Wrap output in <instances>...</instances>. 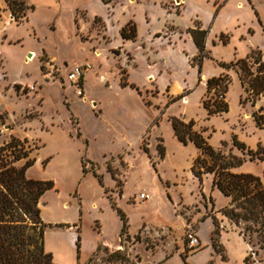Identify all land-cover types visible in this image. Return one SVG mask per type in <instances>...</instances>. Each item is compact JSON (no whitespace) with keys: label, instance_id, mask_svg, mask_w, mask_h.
<instances>
[{"label":"rangeland","instance_id":"rangeland-1","mask_svg":"<svg viewBox=\"0 0 264 264\" xmlns=\"http://www.w3.org/2000/svg\"><path fill=\"white\" fill-rule=\"evenodd\" d=\"M19 1L34 6V11L28 10L20 22L15 18L19 13L14 16L5 0H0V165L30 151L28 158L13 165L20 168L35 159L28 176L53 182V189L44 194L40 204L43 221L52 226L46 228L49 238L57 229H65L59 223L73 220H77V226L81 224L88 242L93 238L92 229L98 232L100 225L109 235L116 234L120 218L109 206L114 203L126 214L129 228L120 234L115 248L100 246L92 257L93 264H192L195 256L194 264H204L207 257L198 255L204 247L198 251L183 247L191 230L199 236L203 230V238L213 247L212 258L206 264H264V227L225 216L231 199L213 187V175H204L202 181L194 175L192 167L200 150L191 142H179L172 127L173 118L194 121L195 130L202 132L214 149L245 160L235 172L251 173L264 184V68L260 70L258 63L259 58L264 62V51L251 50L248 55L253 53V59L242 68L221 66L230 64L250 46L264 45L249 10L242 13L241 20L255 28L256 34L249 43H242L238 52L230 45L213 46L215 35L224 30L234 32L228 12L215 28L208 45L210 53L201 67L198 56L190 60L189 67L185 58L181 61L173 51L163 50L171 63L157 57L153 60L154 76L144 87L122 88L123 82L131 84L135 58L130 52L108 50L106 46L110 39L113 48L122 45L118 10L124 0H116L114 15L99 0H65L61 8L41 0L31 4ZM158 1L174 12L184 11L183 0ZM211 4L190 0L186 16L173 19V13L167 14L147 0L133 11L141 25V36L146 37L148 31L141 22L146 12L152 18L153 30L172 20L184 28L195 14L208 21ZM77 9L81 10L80 25L75 24ZM95 15L111 17L110 39L105 33L106 23L94 20ZM180 33L184 34L168 25L158 35L155 47L162 43L174 49L176 45L183 47L185 36ZM187 53H193V49L188 48ZM85 64L91 69L86 71L84 95L79 97L67 76L74 66ZM147 71L140 65L134 79L143 78ZM161 75L167 87H158ZM220 76L230 79L225 94L229 111L209 115L204 101L214 100L215 95L214 91L207 93V81ZM13 137L22 143L2 152ZM235 137L246 146L245 150L234 146ZM80 159L88 171L86 175ZM94 173L102 176L104 187ZM142 193L150 199L142 200ZM94 202L100 204L103 213L100 223L93 224V214L89 213ZM207 222L214 226L211 233ZM244 241L248 251L242 258L241 246L236 242Z\"/></svg>","mask_w":264,"mask_h":264},{"label":"trees","instance_id":"trees-1","mask_svg":"<svg viewBox=\"0 0 264 264\" xmlns=\"http://www.w3.org/2000/svg\"><path fill=\"white\" fill-rule=\"evenodd\" d=\"M12 14L17 21L26 18L28 10L34 11V6H25L19 0H5ZM98 20V19H97ZM188 33L193 37L199 50L198 64L201 67L203 60L208 56L206 51V39L208 30H204L197 23L194 28H190ZM124 39L135 40L137 29L135 24L129 23L121 32ZM221 42L226 45L228 39L221 37ZM253 53L244 59H239L230 64L221 63L224 68L246 66ZM260 70L264 68V62H260ZM230 79L228 76L214 77L207 81V93L214 91V100H205L204 108L209 115H219L229 111V104L225 100L228 92ZM129 85L123 82L122 88ZM17 90L21 88L16 85ZM172 127L175 136L184 145L193 143L199 150L200 155L194 161L192 171L194 175L202 181L206 174L213 175V187L219 189L226 197L231 199V208L226 209L224 214L231 220L244 219L254 223H260L264 227V184L261 179L251 173H236L235 170L245 163L243 158L235 155H226L222 151L214 149L209 145L202 132L195 130V122L188 123L181 119L173 118ZM26 142V141H25ZM24 142V143H25ZM21 140L13 137L1 151H10L21 144ZM234 146L240 150H245L246 146L234 138ZM30 151L16 155L14 161L28 158ZM5 160L0 165V264H56L53 255L45 250L44 236L47 225L42 219L40 207L42 197L53 189L51 181H42L30 178L28 170L35 164L36 160H28L22 167L13 165V162ZM82 172L87 174V169L81 160ZM108 170L114 179L116 175L111 166ZM102 187V176L94 173ZM112 207L118 212L123 223L121 234H125L129 228L126 214L116 204ZM60 225L59 227H62ZM58 227V226H55ZM80 237L77 241V249L80 251Z\"/></svg>","mask_w":264,"mask_h":264},{"label":"crops","instance_id":"crops-1","mask_svg":"<svg viewBox=\"0 0 264 264\" xmlns=\"http://www.w3.org/2000/svg\"><path fill=\"white\" fill-rule=\"evenodd\" d=\"M28 1L31 4L33 0H28ZM41 1L44 4L53 6L54 8H61V5L65 0H41ZM99 1H101L102 4L106 5L108 10H112V11H109V14L111 13L112 15H114L116 13L115 11L113 12V10L116 8V4H115L116 0H99ZM142 1L143 0H134V1L124 0V2L121 3L120 8L118 10L120 17H121V21L119 22V25H118V32H119V35L122 41L121 43L122 45L118 46V48H113L112 45H110L111 39L108 35V26L110 23L109 19L111 17L109 16L107 18H104L102 16L95 15L93 18L94 20L102 19L106 23L105 33L108 35L110 39L109 44L106 46L108 50L121 49L122 51H126L127 53L130 52L133 54L135 61H136V66L133 67V69L130 71V82H131L130 85H133L135 88L136 86L144 87L146 85L147 79L151 76H154V68H155V64L153 62L154 59L158 57L159 61H162V62L166 61L168 63H171L169 58H167L162 53L163 50L173 51L178 56L179 60H181V58H185L186 66H189V67L192 66L190 65L189 62L191 59L199 55V50L194 42L193 37L188 33V30L190 28H194L197 23L200 25L202 29L208 30L209 32L207 39H206L207 54L210 53L208 45L210 43V40L213 38V34L216 33L215 28H217V26L228 15V12H231L229 16H230V20L232 23L231 25L234 27V32H236L238 29L239 30L243 29V30L239 31V33L236 36L234 35L236 33H234L233 31H229V30L221 31L219 35L218 34L215 35V39H213V46H218V44H222L223 46L230 45L234 47V51L238 52L240 48H242L241 46L242 43L246 44L251 41V39L256 34L255 28H253L250 25H247L243 20H241L242 13L243 12L246 13L248 10L253 15V18L255 19V21L257 22L258 31H260L262 36L264 37V0H205L206 3H210V2L212 3L211 11H210V19L208 21H205L201 18L199 14H195L190 18V24L184 28H181L178 25L177 26L174 25L175 21L172 20L171 23L167 22L163 28L153 30L152 29V26H153L152 18L149 16V12H146L141 21L142 24L145 25V28H147V31H148V34L146 35V37L141 36V33H140L141 25L140 23L137 22L136 17L134 15V11H133V7L139 5ZM147 1L154 2V4H158L161 8H164L167 11V14L173 13V15H171V18L173 19L174 16L177 18L186 16L187 8H188L187 6L190 0H183L184 11L182 13L181 12L178 13V11L174 12V9L172 7H168L166 4L158 0H147ZM176 2L179 3V2H182V0H176ZM76 11L77 12L75 16V24H79V18H81L80 17L81 10L77 9ZM84 12H86L87 14V11L84 10ZM87 17H88V14H87ZM129 23H133L136 26L137 37L135 40L124 39L121 35L122 30ZM168 25H173L176 28H178V30L184 32V34L180 33V35L185 36L183 40L184 41L183 47H180V45H176L178 48L174 49L172 48V46H165L164 43H162L158 47H155L157 44L156 39L158 35L161 32L165 31ZM222 36H224L225 39H228V43L226 45H224L220 40ZM231 39H234V40L231 41ZM127 46H132V49L131 50L126 49ZM135 48H139V49L136 51ZM188 48L193 49V53L191 54L187 53ZM251 50L264 51V45L250 46V48L244 54L242 55L238 54V56L235 57L234 60L236 61L239 59L246 58V56L250 53ZM140 65L144 66L148 71L144 72L143 78L137 80V79H134V76L136 73H138V69H140ZM158 78H159L157 81L158 87L160 88L167 87L166 79L163 77V75H161ZM17 85H20V84H17ZM191 87L188 86V89H190ZM80 162H81V159H80ZM64 206L66 207V204H64ZM109 206H111L112 208L111 203H109ZM81 208L82 210H84L83 205H81ZM86 211H89V210L86 209ZM90 211H89L90 212L89 214L92 213L93 219H94L92 223L93 224L95 222L100 223V220L98 219H100V214L103 213V209L102 207H100V204L94 202L91 206ZM207 223H208V231L209 233H211L212 230L214 229V226L210 222H207ZM227 223L229 222L227 221ZM59 224L63 225L65 229H57L53 233L52 238H49V233L47 232H45V236H44L45 250L48 253H51L53 255L54 262L56 264H93L94 260L92 257L95 253H97L100 246H104L107 248H115L117 246L118 244L117 240L120 237L122 226H123V223L120 218L119 226H118V230L116 234L109 235L103 229V226L99 224L100 231L96 232L94 229H92L93 238H92V241L88 242L86 238L83 237L81 224L78 223L79 225L77 226V220H73L71 222H66V223H59ZM77 228H79L80 230L79 233L77 232ZM92 228H93V225H92ZM202 233H203V230L200 231V236L198 234L200 241H201V246L196 251L204 247V251H202L198 255L203 254V256L207 257L204 263L206 264L208 259L212 258V252L214 250L210 242L207 239L203 238ZM130 235L132 236L131 233ZM79 237L81 239V242H80V251L78 252L77 241ZM236 243L238 245L240 244L242 258H245L247 251H248L247 243L245 241L236 242ZM224 245L226 247V242H224ZM184 246H185V243L183 247ZM227 252H228V249H227ZM193 259H192V264H194Z\"/></svg>","mask_w":264,"mask_h":264},{"label":"built area","instance_id":"built-area-1","mask_svg":"<svg viewBox=\"0 0 264 264\" xmlns=\"http://www.w3.org/2000/svg\"><path fill=\"white\" fill-rule=\"evenodd\" d=\"M89 69H91V65L85 64L83 66L82 65L74 66L68 72V76H67L68 80L71 84H73L76 87L75 92L79 97H82L84 95L82 84L85 78L86 71H88ZM140 198L144 201L149 200L150 195L146 193H142L140 195ZM200 246H201V241H200L198 234L193 230L188 232L186 235L185 247L189 251H196L197 249L200 248Z\"/></svg>","mask_w":264,"mask_h":264},{"label":"water","instance_id":"water-1","mask_svg":"<svg viewBox=\"0 0 264 264\" xmlns=\"http://www.w3.org/2000/svg\"><path fill=\"white\" fill-rule=\"evenodd\" d=\"M30 57H32V54H30Z\"/></svg>","mask_w":264,"mask_h":264},{"label":"bare ground","instance_id":"bare-ground-1","mask_svg":"<svg viewBox=\"0 0 264 264\" xmlns=\"http://www.w3.org/2000/svg\"><path fill=\"white\" fill-rule=\"evenodd\" d=\"M33 59H34V57H33ZM30 61V60H29Z\"/></svg>","mask_w":264,"mask_h":264}]
</instances>
